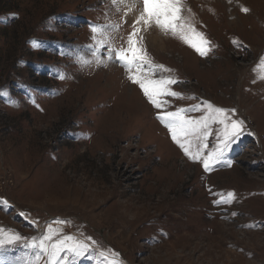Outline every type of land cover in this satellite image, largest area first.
Masks as SVG:
<instances>
[{
    "label": "rangeland",
    "instance_id": "374dc122",
    "mask_svg": "<svg viewBox=\"0 0 264 264\" xmlns=\"http://www.w3.org/2000/svg\"><path fill=\"white\" fill-rule=\"evenodd\" d=\"M206 1L183 0L181 12L210 41L206 58L161 31V48L148 46L141 35L153 65L170 70L160 75L180 82L171 90L185 99L166 98L167 111L211 103L235 110L252 133L229 151L232 167L221 164L209 173L171 142L155 119L163 113L144 100L118 62L105 60L103 51L91 54L90 24L118 26L109 43L117 50L124 46L132 22L118 4L0 0V229L24 238L21 244L38 240L49 226L90 240L94 251L80 264H264V0H231L233 8L223 0ZM32 41L40 48L33 49ZM208 143L214 145V137ZM229 192L231 203L214 206ZM178 195L187 199L175 200ZM24 255L31 253L15 247L4 258L21 264Z\"/></svg>",
    "mask_w": 264,
    "mask_h": 264
},
{
    "label": "snow or ice",
    "instance_id": "6c2138e0",
    "mask_svg": "<svg viewBox=\"0 0 264 264\" xmlns=\"http://www.w3.org/2000/svg\"><path fill=\"white\" fill-rule=\"evenodd\" d=\"M123 0H112L115 7ZM142 13L132 22L131 31L127 35L124 46L117 50L110 39L119 31L118 26L109 24H90V46L91 54L96 56L103 51L105 60H114L127 73L126 79L138 87L146 102L154 109L163 114L157 115L155 119L166 128L171 142L191 162L200 164L205 173L215 170L219 165L225 164L232 167L230 160H226L231 148L245 135H252L245 128V121L236 119L235 110H226L214 107L211 103H197L189 109H178L167 111L171 105L168 99H185L171 89L180 82L161 76L162 73H169L170 70L162 66H154L147 51L142 47L144 38L142 32H147L152 27L170 35L197 56L206 58L211 51L210 41L203 34L196 31L190 23L181 16L183 0H140ZM246 13V9H241ZM125 16L128 13H124ZM124 23V22H122ZM235 44L236 42L233 41ZM33 49L40 48L38 41H32ZM65 58H72L68 53H61ZM99 62V60H98ZM85 64L88 61H80ZM259 80L264 81V57L260 60ZM64 79V76H58ZM0 95H3L0 92ZM187 99H194L187 97ZM190 113H200L199 118H185ZM213 126L215 130L213 132ZM214 137V145L208 141ZM211 191V190H209ZM214 195H224L216 194ZM234 195L229 192L226 198L216 201L214 206L229 204L233 201ZM3 202H0L2 210ZM57 225H63L65 221H54ZM55 239V237H61ZM24 238L17 234H11L10 230L0 229V264H10L4 258V254L15 250L18 247L25 253L21 257V264H80L87 258L93 248H89L91 241H82L73 235H62L60 228L47 227L38 240L20 243ZM103 260L107 261V254L97 253ZM111 264V261H108Z\"/></svg>",
    "mask_w": 264,
    "mask_h": 264
},
{
    "label": "bare ground",
    "instance_id": "6f19581e",
    "mask_svg": "<svg viewBox=\"0 0 264 264\" xmlns=\"http://www.w3.org/2000/svg\"><path fill=\"white\" fill-rule=\"evenodd\" d=\"M93 1V0H92ZM102 1V0H101ZM186 1V0H185ZM188 1V0H187ZM204 1V3L205 2H208V1H206V0H203ZM229 1H231V0H223L222 1V3H223V5L225 4V5H229V7H232L233 8V6H234V4L233 3H230ZM100 2V1H99ZM184 3V2H183ZM213 4V3H212ZM232 5V6H231ZM118 6H120V8L122 9V11H123V14L124 13H128V15L127 16H125L128 20H130L131 22H133L141 13H142V5H141V3H140V0H123V2L122 3H118ZM198 6V5H197ZM209 5H207V7H208ZM211 6V5H210ZM188 9V8H187ZM185 10V9H184ZM183 10V11H184ZM195 10V9H194ZM187 11V10H186ZM206 11H207V9H206ZM204 12V11H203ZM202 12V13H203ZM208 12V11H207ZM206 12V13H207ZM210 12V11H209ZM212 14V13H211ZM209 15V14H208ZM202 16V15H201ZM207 16V15H206ZM211 17V16H210ZM184 18H185V16H184ZM185 19H187V18H185ZM208 19V18H207ZM211 20V19H210ZM129 21V22H130ZM209 21V20H208ZM221 24V23H220ZM209 25V24H208ZM127 26V25H126ZM227 26V25H226ZM204 28V27H203ZM205 29V28H204ZM221 29V28H220ZM231 29V28H230ZM125 30V29H124ZM123 30V31H124ZM153 30V29H152ZM206 30V29H205ZM225 30V29H224ZM232 30V29H231ZM119 31H121V30H119ZM122 31V32H123ZM127 32H129V31H127ZM155 32V31H154ZM204 32V31H203ZM221 32H222V30H221ZM225 32H227V30L225 31ZM126 33V32H125ZM121 35H123V34H121ZM127 35H128V33H127ZM126 35V36H127ZM143 35H144V38H146V43H147V45L148 46H151V45H153V44H156L157 43V45H158V47H162L163 46V42H162V40H160L161 38V36L163 35L160 31L158 32V33H156V35H154L152 32H143ZM125 36V37H126ZM229 36V35H228ZM230 37V36H229ZM228 37V38H229ZM114 38H116V37H114ZM122 38V37H121ZM233 38V37H232ZM231 39V38H230ZM111 40V39H110ZM126 40V39H125ZM171 40V39H170ZM175 40V39H174ZM165 41V40H164ZM168 41V40H167ZM171 41H173V40H171ZM159 42L161 43V44H159ZM166 42V41H165ZM168 42H170V41H168ZM112 44V43H111ZM116 44V43H115ZM117 44H119V43H117ZM145 44V43H144ZM166 44V43H165ZM164 44V45H165ZM113 45V44H112ZM173 45H177V47H178V44L177 43H173ZM145 46V45H144ZM115 47V46H114ZM117 47V46H116ZM122 47V46H121ZM153 47V46H152ZM163 47H165V46H163ZM180 48V47H179ZM153 49V48H152ZM156 49V48H155ZM150 50V49H149ZM173 50V49H172ZM146 51H147V49H146ZM153 51V50H152ZM155 51V50H154ZM165 52V51H164ZM150 54H151V52H149ZM152 53H154V52H152ZM155 54V53H154ZM157 54V53H156ZM158 54H161L160 52L158 53ZM157 58V57H156ZM152 59H154V58H152ZM158 60V59H157ZM160 65V64H159ZM104 66V65H103ZM179 67V66H178ZM117 70V69H116ZM177 70V69H176ZM98 72H99V70H98ZM115 72V71H114ZM113 72V73H114ZM117 72H119V70H117ZM125 72V71H124ZM109 73V72H108ZM112 73V74H113ZM110 75V74H109ZM82 76V75H81ZM115 76L117 77V73H115ZM80 78V77H79ZM118 78H120V76L118 77ZM83 80V79H82ZM122 81V80H121ZM118 82V81H117ZM107 83V82H106ZM119 83V82H118ZM125 83V82H124ZM108 85V84H107ZM123 85V84H122ZM109 86H111V85H109ZM122 88L124 89V86H122ZM128 92V91H127ZM122 94H123V92H122ZM121 94V95H122ZM126 94V93H125ZM136 95V94H135ZM134 95V96H135ZM66 96V95H65ZM130 96V95H129ZM133 96V95H132ZM132 96H131V98L130 99H132ZM77 98V97H76ZM142 98V97H141ZM75 99V98H74ZM133 99H134V97H133ZM138 99V98H137ZM140 99V98H139ZM136 100V99H135ZM145 100V99H144ZM143 100V101H144ZM70 101H72V100H70ZM134 101V100H133ZM245 101V100H244ZM73 102V101H72ZM75 103V102H74ZM131 103V102H130ZM134 103V102H133ZM126 104V103H125ZM139 104V103H138ZM131 106V105H130ZM147 106V105H146ZM145 106V107H146ZM149 106V105H148ZM59 107H61V106H59ZM74 107V106H73ZM78 107V106H77ZM144 107V106H143ZM70 108V107H69ZM76 108V107H75ZM148 109V108H147ZM68 110V109H67ZM75 110V109H74ZM116 110V109H115ZM121 112V111H120ZM140 112V111H139ZM151 112H149L148 113V115L150 114ZM70 114V113H69ZM113 114V113H112ZM124 114V113H123ZM151 115H153V113L151 114ZM74 116V115H73ZM119 116V115H118ZM128 116V115H127ZM139 115H137V117H138ZM140 117V116H139ZM117 118V117H116ZM154 118V117H153ZM143 119H144V117H143ZM141 121H143V120H141ZM136 122H137V120H136ZM144 123V122H143ZM139 124V123H138ZM142 124V123H141ZM122 125V124H121ZM146 125H148V124H146ZM112 126V125H111ZM114 126V125H113ZM126 126V125H125ZM134 127V126H133ZM145 127V126H144ZM137 128V127H136ZM143 128V127H142ZM103 129V128H102ZM110 129V128H109ZM108 129V130H109ZM117 129V128H116ZM119 129V128H118ZM111 130V129H110ZM116 136V135H115ZM113 137V136H112ZM103 138V137H102ZM114 138H116V137H114ZM105 140V139H104ZM181 153V152H180ZM170 159H172V158H170ZM173 161V160H172ZM187 162H189V161H187ZM173 163V162H172ZM193 166V165H192ZM200 166V165H199ZM190 167V166H189ZM175 168V167H174ZM200 168V167H199ZM198 168V169H199ZM184 169V168H183ZM182 169V170H183ZM187 169V168H186ZM197 170V169H196ZM201 170V169H200ZM172 171H174V169H172ZM187 171H188V169H187ZM192 171V170H191ZM202 171V170H201ZM176 172H178L177 170H176ZM194 174V173H193ZM203 173H201V175H202ZM221 175V174H220ZM156 176V175H155ZM185 176V175H184ZM203 177H204V175H202ZM196 177H198V176H196ZM195 177V178H196ZM199 177H200V175H199ZM157 178H159V176L157 177ZM193 179V178H192ZM178 180V179H177ZM197 180V179H196ZM199 180H203V179H199ZM217 180V179H216ZM194 180H192V182H193ZM190 182H191V180H190ZM189 184V183H188ZM196 184V183H195ZM197 184H199V181L197 182ZM212 184V183H211ZM147 185V184H146ZM145 185V186H146ZM213 185H215V184H213ZM171 186V185H170ZM195 186V185H194ZM205 186H206V184H205ZM168 187V186H167ZM188 187H191V186H188ZM193 187V186H192ZM191 187V188H192ZM203 187V186H202ZM202 187H200V188H202ZM204 189V188H203ZM208 189V188H207ZM80 190V189H79ZM212 192H213V190H211ZM252 191V190H251ZM197 192V191H196ZM209 192V191H208ZM82 193V192H81ZM200 193V192H199ZM205 193V192H204ZM87 194V193H86ZM120 194V193H119ZM201 195V194H200ZM94 196V195H93ZM189 196H191V195H189ZM192 196H194V195H192ZM206 196V195H205ZM221 196V195H220ZM98 197V196H97ZM178 197V198H177ZM176 197V199L175 200H177V199H179L180 197H182V196H180L179 197V195ZM183 199L184 198H186V197H182ZM203 198V197H202ZM205 198V197H204ZM163 199V198H162ZM173 199V198H172ZM187 199V198H186ZM190 199V198H189ZM193 199V198H192ZM195 200V199H194ZM198 200H200V197H199V199ZM197 200V201H198ZM201 202H202V200H200ZM216 201V200H215ZM191 202V201H190ZM189 202V203H190ZM208 202V201H207ZM173 203V202H172ZM182 203V202H181ZM180 203V204H181ZM130 204V203H129ZM161 204V203H160ZM176 204V203H175ZM183 204V203H182ZM186 204V203H185ZM194 204V203H193ZM192 204V205H193ZM237 204V203H236ZM172 205V204H171ZM177 205V204H176ZM188 205V204H187ZM191 205V204H190ZM189 205V206H190ZM199 205V204H198ZM40 206V205H39ZM42 206V205H41ZM40 206V207H41ZM79 206H81V203H80V205ZM122 206V205H121ZM143 206V205H142ZM179 206V205H178ZM207 207H208V205H206ZM84 207V206H83ZM82 207V208H83ZM151 207V206H150ZM180 207V206H179ZM183 207H185V205H183ZM194 207V206H193ZM214 207V206H213ZM243 207V206H242ZM173 208H175V207H172V209ZM205 208V207H204ZM226 208H227V206H226ZM171 208H170V210H172ZM201 209V208H200ZM217 209H219V208H217ZM221 209V208H220ZM219 209V210H220ZM222 209H224V208H222ZM234 210L235 209H238V208H235V206H234V208H233ZM149 210H150V208H149ZM154 210V209H153ZM169 210V211H170ZM215 210V209H214ZM213 210V211H214ZM198 211V210H197ZM206 211V210H205ZM237 211V210H236ZM126 212H127V210L126 209H124V213L126 214ZM186 212H188V211H186ZM194 212H196V211H194ZM204 212V211H203ZM231 212V211H230ZM235 212V211H234ZM151 213V212H150ZM160 213V212H159ZM175 213V212H174ZM184 213V212H183ZM199 214H201L202 213V211L201 212H198ZM240 213V212H239ZM101 214V213H100ZM99 214V215H100ZM158 214V213H157ZM180 214V213H179ZM188 214V213H187ZM196 214V213H195ZM204 214V213H203ZM216 214V213H215ZM224 214H226V213H224ZM223 214V215H224ZM231 214H233L234 215V213H231ZM142 215V214H141ZM159 215V214H158ZM170 215V214H169ZM183 215H185V214H182L181 213V216H183ZM192 215V214H191ZM208 215H209V213H208ZM214 215V214H213ZM229 215V214H228ZM261 215V214H260ZM117 216V215H116ZM194 216V215H193ZM219 216V215H218ZM220 216H221V214H220ZM249 216V215H248ZM254 216V215H253ZM252 216V217H253ZM258 216V215H257ZM102 217V216H101ZM109 217V216H108ZM107 217V218H108ZM163 217V216H162ZM176 217V216H175ZM201 217V216H200ZM233 217V216H232ZM235 217V216H234ZM250 217V216H249ZM260 217V216H259ZM100 218V217H99ZM104 218V217H103ZM110 218H113V217H110ZM133 218V217H132ZM179 218V217H178ZM194 218V217H193ZM202 218V217H201ZM201 218H198L199 220L201 219ZM206 218V217H205ZM230 218V217H229ZM258 218V217H257ZM155 219V218H154ZM189 219H191V218H188V221H190ZM208 219V218H207ZM216 219V218H215ZM256 219V218H255ZM264 219V218H263ZM94 220V219H93ZM101 220V219H100ZM109 220V219H108ZM115 220V219H114ZM116 220H119V217L117 216V218H116ZM122 220V219H121ZM133 220V219H132ZM180 220H182V219H180ZM212 221H213V219H211ZM113 221V220H112ZM111 221V222H112ZM124 221V220H123ZM153 221V220H152ZM170 221V220H169ZM194 221V220H193ZM204 221V220H203ZM210 221V220H209ZM221 221V220H220ZM258 221H259V219H258ZM115 223V222H114ZM172 223V222H171ZM179 223V222H178ZM196 223V226H197V223H199V222H195ZM201 223V222H200ZM203 223V222H202ZM206 223V222H205ZM208 223V222H207ZM206 223V224H207ZM211 223V222H210ZM218 223V222H217ZM223 223V222H222ZM244 223V222H243ZM180 224V223H179ZM245 224V223H244ZM256 224V223H255ZM257 224H259V223H257ZM261 224V223H260ZM259 224V225H260ZM114 225V224H113ZM194 225V224H193ZM213 225V224H212ZM217 225V224H216ZM225 225V224H224ZM242 225V224H241ZM249 225H250V222H249ZM248 225V226H249ZM253 225V224H252ZM124 226V225H123ZM180 226V225H179ZM184 226V225H183ZM201 226V225H200ZM207 226V225H206ZM228 226V225H227ZM247 226V225H246ZM248 226H247V228H248ZM174 226H172V228H173ZM221 227V226H220ZM117 228V227H116ZM134 228H135V226H134ZM133 228V229H134ZM178 228V227H177ZM183 228V227H182ZM214 228V227H213ZM253 228V227H252ZM243 229V228H242ZM184 230V229H183ZM203 230V229H202ZM210 230V229H209ZM226 230V229H225ZM119 231V230H118ZM118 231H116V232H118ZM132 231V230H131ZM130 231V232H131ZM150 231V230H149ZM176 231V230H175ZM199 231H200V229H199ZM221 231V230H220ZM253 231V230H252ZM123 232H125V227H124V230H123ZM130 232H128L129 234H130ZM201 232V231H200ZM203 232V231H202ZM256 232V231H255ZM260 232V231H259ZM205 233V232H204ZM208 233V232H207ZM228 233V232H227ZM262 233V232H261ZM116 234V233H115ZM170 234H171V232H170ZM197 234V233H196ZM225 234V233H224ZM247 234V233H246ZM257 234V233H256ZM186 235V234H185ZM203 235V234H202ZM201 235V236H202ZM205 235V234H204ZM238 235V234H237ZM240 235V234H239ZM217 236V235H216ZM251 236H253V235H251ZM129 237V236H128ZM127 237V238H128ZM137 237V236H136ZM135 237V238H136ZM173 237H175V236H173ZM204 237V236H203ZM223 237V236H222ZM254 237V236H253ZM261 237V236H260ZM119 238H121L120 236H119ZM187 238H190V237H187ZM208 238V237H207ZM226 238H228V237H226ZM249 238V237H248ZM123 239V238H122ZM172 239V238H171ZM199 239V238H198ZM206 239V238H205ZM211 239V238H210ZM246 239V238H245ZM119 240V239H118ZM125 240V239H124ZM174 241H175V239H173ZM197 240V239H196ZM209 240V239H208ZM213 240V239H212ZM233 240V239H232ZM239 240H241V238L239 239ZM250 240V239H249ZM253 240L254 239H252V242H253ZM260 240V239H259ZM168 241V240H167ZM184 241V240H183ZM193 241V240H192ZM198 241V240H197ZM201 241V240H200ZM199 241V242H200ZM248 241V240H247ZM251 241V240H250ZM258 241V240H257ZM263 241H264V239H263ZM186 242V241H185ZM188 243V242H187ZM210 243V242H209ZM219 243V242H218ZM245 243H246V241H245ZM248 243V242H247ZM257 243V242H256ZM262 243V242H261ZM120 244V243H119ZM189 244V243H188ZM202 244V243H201ZM211 244V243H210ZM229 244V243H228ZM121 245V244H120ZM122 245H124V244H122ZM139 245V244H138ZM171 245L173 246V244H172V242H171ZM197 245V244H196ZM242 245V244H241ZM246 245V244H245ZM245 245H243V246H245ZM248 245V244H247ZM131 246V245H130ZM182 246V245H181ZM194 246H195V244H194ZM202 246H203V244H202ZM227 246H229V245H227ZM255 246V245H254ZM164 247V246H163ZM199 247V246H198ZM197 247V248H198ZM207 247V246H206ZM233 247V246H232ZM238 247V246H237ZM263 247V246H262ZM262 247H261V249H262ZM170 248V247H169ZM183 248V247H182ZM196 248V247H195ZM210 248H211V246H210ZM223 248V247H222ZM240 248V247H239ZM175 249V248H174ZM194 249V248H193ZM203 249H204V247H203ZM227 249V248H226ZM243 249V248H242ZM255 249V248H254ZM182 250V249H181ZM185 250V249H184ZM186 250H188V249H186ZM207 250V249H206ZM221 250V249H220ZM243 250H245V249H243ZM168 251V250H167ZM178 251V250H177ZM204 251V250H203ZM224 251H225V249H224ZM223 251V252H224ZM253 251V250H252ZM257 252L259 251V250H256ZM164 252V251H163ZM202 252V251H201ZM223 252H222V254H223ZM248 252V251H247ZM254 252V251H253ZM260 252V251H259ZM195 253V252H194ZM203 253V252H202ZM201 253V254H202ZM209 253H210V251H209ZM178 254H179V252H178ZM185 254H186V252H185ZM191 254V253H190ZM221 254V255H222ZM248 254H249V252H248ZM255 254V253H254ZM184 255V254H183ZM238 255V254H237ZM177 256V255H176ZM186 256V255H185ZM202 256V255H201ZM215 256V255H214ZM217 256V255H216ZM188 257V256H187ZM186 257V258H187ZM191 257V256H190ZM196 257H198V256H196ZM211 257V256H210ZM210 257H208L207 259H209ZM242 257V256H241ZM166 258V257H165ZM173 258V257H172ZM181 258V257H180ZM179 258V259H180ZM217 258V257H216ZM195 259V258H194ZM232 259V258H231ZM235 259H237V258H235ZM240 259V258H239ZM181 260V259H180ZM184 260H185V258H184ZM220 260V259H219ZM225 260V259H224ZM264 260V259H263ZM176 261V260H175ZM183 261V260H182ZM187 261V260H186ZM189 261V260H188ZM209 261H210V259H209ZM222 261H223V259H222ZM245 261V260H244ZM179 262V261H178ZM199 262V261H198ZM211 262V261H210ZM160 263V262H159ZM196 263V262H195ZM201 263V262H200ZM214 263V262H213ZM221 263V262H220ZM230 263V262H229ZM178 264V263H177ZM182 264V263H181ZM199 264V263H198ZM209 264H211V263H209Z\"/></svg>",
    "mask_w": 264,
    "mask_h": 264
}]
</instances>
